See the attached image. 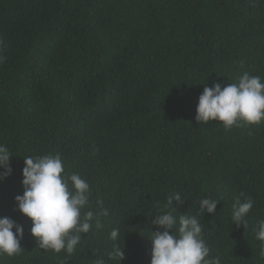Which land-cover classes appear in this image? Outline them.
I'll return each mask as SVG.
<instances>
[{
  "label": "trees",
  "instance_id": "trees-1",
  "mask_svg": "<svg viewBox=\"0 0 264 264\" xmlns=\"http://www.w3.org/2000/svg\"><path fill=\"white\" fill-rule=\"evenodd\" d=\"M0 57V144L12 153L0 216L24 228V250L0 264H151L152 220L167 211L197 216L208 259L264 264V121L196 120L205 86L264 80V0H0ZM57 153L90 185L84 211H108L71 255L41 249L15 200L25 157ZM207 197L221 200L213 214L200 212Z\"/></svg>",
  "mask_w": 264,
  "mask_h": 264
},
{
  "label": "clouds",
  "instance_id": "clouds-1",
  "mask_svg": "<svg viewBox=\"0 0 264 264\" xmlns=\"http://www.w3.org/2000/svg\"><path fill=\"white\" fill-rule=\"evenodd\" d=\"M3 59L0 57V62ZM196 113V120L201 124L218 121L226 129L259 124L264 121V80L259 75L245 72L237 83L223 87L220 83L205 86L198 97ZM11 157L8 147L0 144V169L4 170L0 172V179L11 174ZM22 176L24 191L15 200L18 210L31 219L30 232L41 249L73 254L81 241V233H88L93 221L97 228L101 227L99 215H108L107 209H101L99 215L91 210L84 211L89 203L90 185L79 173L65 172L59 153L26 156ZM173 200L183 203L179 192L169 197L168 203L171 205ZM220 201L202 198L200 212L215 213ZM97 203L103 202L97 200ZM253 204L251 197H245L243 202L237 199L233 205L232 223L245 226V217ZM154 217L152 224L157 228L150 236L151 264H221L219 257L208 259L210 249L202 237L203 226L197 216L180 215L177 218L173 211H167ZM254 231L256 239L264 244V220L257 222ZM23 234L22 225L10 217L0 216V255L20 254L24 250L20 244ZM110 236L117 241L119 229L114 228ZM122 249L118 244L114 245L109 257L121 261ZM260 255L264 256V246ZM97 264L104 262L97 260Z\"/></svg>",
  "mask_w": 264,
  "mask_h": 264
}]
</instances>
